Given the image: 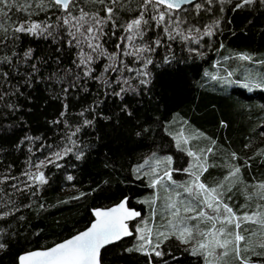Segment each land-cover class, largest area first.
Returning <instances> with one entry per match:
<instances>
[{"label": "trees", "instance_id": "trees-1", "mask_svg": "<svg viewBox=\"0 0 264 264\" xmlns=\"http://www.w3.org/2000/svg\"><path fill=\"white\" fill-rule=\"evenodd\" d=\"M37 2L31 15L10 12L8 31L0 30V58H7L0 59V264H19L23 253L68 239L91 225L93 209L126 197L145 214L139 226L147 222L149 228L151 181L166 169H188V151L206 154L201 179L223 183V201L237 216L264 211L258 189L264 183V84L255 87L264 79V0L241 8L235 5L242 0H199L194 11L186 6L183 34L189 39H169L163 23L152 18L163 6L75 0L73 16L82 8L106 18L105 7L115 9V24L105 23L96 40L87 33L73 39L69 32L76 29L63 24L66 13L55 6L41 10ZM142 12L147 23L137 47L149 50L129 55L136 47L128 44L124 28ZM32 22L50 25L52 35L14 32ZM89 43L99 48L93 51ZM242 54L251 59L241 60ZM88 56L91 61L82 64ZM66 149L71 151L65 155ZM157 160L163 162L153 172ZM235 168L239 173L229 177ZM37 171L46 183L24 175ZM239 231L249 239V250L240 259L229 253L219 264H264V249L255 241L260 226L245 223ZM138 236L106 248L102 264H205L203 255L193 254L195 241L185 247L173 237L160 244V257L150 248L149 255L126 251L138 245ZM152 239L159 242L154 234Z\"/></svg>", "mask_w": 264, "mask_h": 264}, {"label": "snow or ice", "instance_id": "snow-or-ice-1", "mask_svg": "<svg viewBox=\"0 0 264 264\" xmlns=\"http://www.w3.org/2000/svg\"><path fill=\"white\" fill-rule=\"evenodd\" d=\"M99 3L103 4L104 0H98ZM184 0H145L146 4H152L154 10L159 9L163 6L164 10L158 11L152 18L157 21V23H164L165 18H168V24L172 25L169 28L167 25L164 27V31L169 34V39H175L176 36H181L183 39H189L190 35H184L183 30L180 27L182 21L179 17H176L174 21L169 15L170 13L179 10L181 4ZM112 4H116L117 0H111ZM252 3V0H242L241 3H237L235 8H241L245 4ZM36 6L41 10L46 7L55 6L62 9L66 15L62 17L63 24L69 25L71 28H75L76 32H69L76 39V34L84 35V33L89 34V38L96 40L99 35L103 33V25L109 21L115 24L113 20V15L115 9L111 6L105 7V12L107 14L106 18L101 17L99 13H89L80 9L79 16H73L70 8L76 6L75 0H38ZM33 7V0H0V30L7 32L8 29L5 26L6 22L10 19L9 13L12 11L17 12H28L31 15V9ZM200 4L196 5L199 9ZM75 21V23H73ZM147 21L143 18V12L140 16L131 22L127 23L124 31L129 33L126 37L128 41H133L137 36H141L140 31L141 26L146 24ZM87 25V27H85ZM50 25H41L39 23H28L19 24L15 27L14 32L16 33H26L33 36H43L47 33L48 36L52 35V32L48 31ZM81 29L84 31L81 32ZM193 29H188L189 34ZM195 31H199L196 29ZM206 35H211V31H207ZM77 45H79V40H76ZM159 44V41L156 42ZM90 48L95 51L99 48V44L89 43ZM120 47V45H117ZM147 48L136 47L134 53H128L140 55L142 52L147 51ZM32 49H27L24 52V57L26 59L31 58ZM241 60H250L251 57L248 55H240ZM7 59V58H0ZM91 61V56L86 57L81 61L82 64H87ZM151 63V61H147ZM35 69V65H33ZM88 73H85L87 75ZM141 75L147 77L148 73H140ZM231 76V73H229ZM216 79V77H213ZM146 80H142L141 83H146ZM231 83V81H226ZM127 83V81H125ZM264 84V79L261 83L256 84L255 87H261ZM243 87L249 88L248 84H244ZM123 91V89H122ZM85 123H90L85 121ZM183 143H187L184 139ZM178 146H180L178 142ZM71 149L65 150V155ZM211 152L212 149H207ZM59 159L61 158L60 153L55 154ZM188 155L194 158L193 164L189 166L188 169H184L185 172H189L192 176V180L181 185L185 193L188 194L189 199H180L181 194L176 193L175 199L172 196L168 197L167 212L168 220L163 227L168 229L167 232H155L156 239L159 241L153 244V229L151 228H137L135 231L139 233L138 245L126 249V251H137L149 255V248L151 249V254L156 257L163 256V252L159 251L160 244L164 240L171 237H175L181 243L188 244L195 241L193 244V254H201L204 256L205 264H219L224 257L228 256L229 253H233L235 258L240 259L242 252H247L250 247V241L244 235L240 233L241 225L245 223H254L261 228L262 239L257 246L264 249V211H257L252 214L245 213L243 216H237L231 207L223 202V192L221 188L223 185H218L216 188H209L204 183L200 182V176L203 171H206L205 163L207 160L206 154H197L192 151H188ZM201 156H203V162L201 161ZM235 157V153H233ZM80 158L79 156L77 157ZM167 163H171V158H165ZM49 163L53 161L49 160ZM147 163V162H146ZM161 163V161H157ZM42 165H36L39 169ZM142 167V166H141ZM155 172V169H153ZM239 173V168H235L229 173V177H233ZM29 180L33 182H38L39 184L46 183L43 172L37 171L36 173H24ZM225 177V179H229ZM165 178L168 181H172L171 170L166 169L163 176H157L156 179L151 181V187H157L161 185ZM68 180H72V176L67 177ZM173 183H175L173 181ZM15 187V186H14ZM25 187H32V185H25ZM260 190V196L264 199V183L258 185ZM35 194V193H33ZM81 195H84L81 193ZM147 202V201H145ZM127 199L121 201L114 207L109 209H96L94 210L95 219L91 225L84 231L72 236L70 239L63 241L51 247L47 250L33 251L19 257L20 264H101V249L106 248V246L119 241L124 237L133 236L134 233L129 229L126 223L130 219L139 217L141 214L139 212L129 210L126 207ZM151 203H155L153 200ZM211 214L209 213V211ZM9 213H3V216H7ZM195 222V223H190ZM147 224V222H145ZM206 225L202 228L201 225ZM219 225V226H218ZM229 226H234L233 231H229ZM256 235V233H253ZM241 241H245V246L241 248ZM4 244H0V248H4ZM220 250L219 252L217 250ZM151 264V262H149ZM241 264H249L248 260H242Z\"/></svg>", "mask_w": 264, "mask_h": 264}, {"label": "rangeland", "instance_id": "rangeland-1", "mask_svg": "<svg viewBox=\"0 0 264 264\" xmlns=\"http://www.w3.org/2000/svg\"><path fill=\"white\" fill-rule=\"evenodd\" d=\"M37 1L38 0H33V2H37ZM205 1L206 2H213L215 0H205ZM216 1L222 2L223 0H216ZM197 4H199V2H196L195 4L190 5L191 6L190 8H192L193 11L194 10H197V8H196V5ZM185 10H188V8H183L182 10L178 11L179 13L176 16V17H179L180 18V21H182V23L180 24V27H181V29L183 31L186 28L185 24H183V23H185V21L183 19V15H184V11ZM169 15H171V17H172V19L174 21L176 20V17H174L171 13ZM166 25L169 28L172 27V25L168 24V18L167 17L165 18V22L163 23V26L164 27ZM138 37H140V36H137L135 38V40H133V41H128V44L130 45V47L133 48V47L139 46L140 40L138 39ZM178 135H182V133L179 132ZM261 136H262V138H264V133H261ZM195 153H197V152H195ZM157 161H161V160H157ZM157 161H155V170L156 171L158 170V167L160 165V163L158 164ZM201 161L203 162V158H201ZM162 162L163 161H161V163ZM193 162H194V158L191 156L190 157L189 166L191 164H193ZM42 164H46V162H43ZM205 167L207 168V162L205 163ZM173 171H174V173H171L172 181H168L165 178V180L163 181V183L161 185H158L157 187H152V190H151V194H152V197L151 198H152V201L153 200L155 201V203L153 204V208H152V211H151L152 222H151V225H150L149 228L153 229V234L154 235H155V232L157 230L159 232H161V231L162 232H167L168 231V229H164L163 228V225H165L167 223V220L169 218L168 217V214L166 213V211H167V207L166 206H167V204L169 202L168 201V197L169 196H172L175 199V194L176 193H180L181 194L180 199H189L188 194L184 192L183 187H181V185H185V184L189 183L192 180V176L190 175L189 172H185L184 170H173ZM173 181L175 183H173ZM200 182L204 183L209 188H216L217 187L216 185L213 186V185H210L206 181H202L201 176H200ZM230 182L231 183L233 182V178H230ZM220 185H223V183H221ZM148 199L150 200V197L149 196H147L145 198L146 201ZM222 199H224V198L222 197ZM147 208H148V206L146 205V210L148 212V209ZM208 211H210V210H208ZM144 217H145V214L143 215V217L141 218V220H139V221L136 222L137 225H135V227H134L135 230L137 228H144V227H146L144 223H142L141 226H139L140 225L139 223L142 222V219H144ZM201 227H202V225H201ZM230 227L231 226H229V228H228L229 231H231V228ZM136 234H138V233H136ZM173 238H175V237L173 236ZM261 239H262V237H260V235H258V236H256L255 241H257L259 243ZM181 244L184 245L185 247H188V245H191V242L188 243V244H184V243H181ZM217 251H220V250L218 249Z\"/></svg>", "mask_w": 264, "mask_h": 264}, {"label": "water", "instance_id": "water-1", "mask_svg": "<svg viewBox=\"0 0 264 264\" xmlns=\"http://www.w3.org/2000/svg\"><path fill=\"white\" fill-rule=\"evenodd\" d=\"M198 1H199V0H184V2L181 4V8H180L179 10H176V11H180V10H182L183 8H185L186 6H189V5L195 4V3L198 2ZM125 199H127L126 207H127L129 210H133V211L139 212V213L141 214L139 217H135V218L130 219L129 221L126 222V223L128 224V226H129V229H130L131 231H133L134 235H133V236H129V237H124V238H122V239L119 240V241H115L114 243H112V244L106 246V248H108V247H110V246H112V245L118 244V243H120V242H123V241H125V240H127V239H129V238H132V237H134V236L136 235L135 228L132 227V224L135 223V222H137L139 219L142 218V211L130 207V206H129V199H128V197L124 198L122 201H124ZM120 202H121V201H120ZM120 202H119V203H120ZM119 203H117V204H119ZM117 204H114V205L109 206V207H100V208H96V209H109V208H111V207L116 206ZM96 209H93V211H92V212H93V215H94V210H96ZM94 219H95V216H94ZM86 229H87V228H86ZM86 229H84V230H86ZM84 230H82V231H84ZM82 231H80V232H82ZM78 233H79V232H78ZM78 233H76V234H78ZM76 234H74V235H76ZM74 235H73V236H74ZM71 237H72V236H71ZM71 237H69L68 239H70ZM65 240H67V239H65ZM65 240H63V241H65ZM63 241H61V242H59V243H62ZM59 243H57V244H59ZM57 244H55V245H57ZM55 245H53V246H51V247H54ZM51 247H49V248H51ZM49 248L35 249V250H32V251L25 252V253H23L22 255H25V254H27V253H29V252H33V251L47 250V249H49ZM106 248L101 249V253H100L101 258H102V253H103V251H104ZM22 255H21V256H22ZM19 264H20V259H19ZM101 264H102V261H101Z\"/></svg>", "mask_w": 264, "mask_h": 264}, {"label": "flooded vegetation", "instance_id": "flooded-vegetation-1", "mask_svg": "<svg viewBox=\"0 0 264 264\" xmlns=\"http://www.w3.org/2000/svg\"><path fill=\"white\" fill-rule=\"evenodd\" d=\"M133 224H134V225H133ZM133 224H132V227L134 228V227H135V225H137V223L135 222V223H133Z\"/></svg>", "mask_w": 264, "mask_h": 264}, {"label": "bare ground", "instance_id": "bare-ground-1", "mask_svg": "<svg viewBox=\"0 0 264 264\" xmlns=\"http://www.w3.org/2000/svg\"><path fill=\"white\" fill-rule=\"evenodd\" d=\"M139 220H141V219H139ZM139 220H138V221H139Z\"/></svg>", "mask_w": 264, "mask_h": 264}]
</instances>
